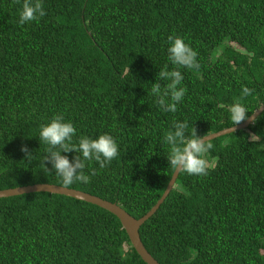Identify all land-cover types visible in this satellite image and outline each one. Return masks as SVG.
<instances>
[{
	"label": "trees",
	"instance_id": "16d2710c",
	"mask_svg": "<svg viewBox=\"0 0 264 264\" xmlns=\"http://www.w3.org/2000/svg\"><path fill=\"white\" fill-rule=\"evenodd\" d=\"M46 15L19 23L23 0H0V189L62 185L43 160L40 127L57 114L81 136L108 133L119 155L104 169L86 161L79 189L138 218L174 169L164 142L173 121L199 135L233 125L243 87L252 113L264 102V0H42ZM169 35L195 51L199 69L180 68L186 88L175 113L152 94L168 60ZM168 81H161L164 87ZM255 124L212 139L206 176L178 173L139 227L160 264H264V110ZM256 134V142L249 134ZM23 144L33 152L25 160ZM71 160L77 153H62ZM95 170V175L92 174ZM182 186L189 195L176 190ZM0 264H146L119 219L66 195L0 198Z\"/></svg>",
	"mask_w": 264,
	"mask_h": 264
},
{
	"label": "clouds",
	"instance_id": "9594fccd",
	"mask_svg": "<svg viewBox=\"0 0 264 264\" xmlns=\"http://www.w3.org/2000/svg\"><path fill=\"white\" fill-rule=\"evenodd\" d=\"M45 15L42 0H23L19 23L24 25L37 21ZM168 41V60L176 67L169 71L166 65L164 70H160L157 74V82L152 84L151 92L157 97V103L163 111L175 113L177 104L186 94V88L180 86L184 77L179 69L198 70L200 65L197 61V51L186 43L182 36L169 35ZM161 81H168V83L162 87ZM252 92V89L243 87L241 97L230 106V119L234 126L249 120L255 124L259 118L256 116L257 111L249 113L247 107L241 102ZM188 127L187 121H173L172 130L165 133L164 142L170 147L167 156L169 166L178 173L186 172L189 175L206 176L209 171L207 156L214 148L212 139L209 138L208 133L199 135L194 126L188 133ZM75 133L76 129L72 122H65L62 114L55 115L50 122L40 127L39 139L48 145L43 164L48 171L50 170L47 164H51L52 170L61 178L65 188L75 182L84 184L90 182V176L85 174L86 161L94 160L99 164L100 169H104L119 155L118 144L111 134L104 133L97 138L81 136L78 144H73ZM258 139L256 134H249V140L252 143ZM20 151L25 154V160H31L33 152L26 144L21 146ZM69 152H75L77 155L71 160L67 155H62V153ZM92 174H96L95 170ZM174 184L175 182L171 188ZM176 190L184 195L190 194L180 185H176Z\"/></svg>",
	"mask_w": 264,
	"mask_h": 264
},
{
	"label": "water",
	"instance_id": "95a60500",
	"mask_svg": "<svg viewBox=\"0 0 264 264\" xmlns=\"http://www.w3.org/2000/svg\"><path fill=\"white\" fill-rule=\"evenodd\" d=\"M263 110H264V102L259 107H257L252 113L257 111L256 116H258ZM250 124H251V120L242 122L239 125H235V126L232 125L230 127L223 128L219 131L209 133L210 135L209 138L214 139L216 137L237 131L239 129H245ZM177 176H178V172L174 170L161 196L157 199L154 205L145 214H143L138 218L129 214L124 208H122L116 202L109 201L107 199L101 198L97 195H93L79 189L70 188V187L65 188L62 185H57L53 183H34V184L0 189V198L19 195L23 193H31V192H49V193L66 195L78 200L86 201L94 205H97L109 211L119 219L121 226L125 230L131 245L146 264H160L148 252L143 242L141 241L139 235V227L144 223L146 219H148L158 209L160 204L164 201L166 196L169 194L170 190L173 188V187L171 188V186L175 182Z\"/></svg>",
	"mask_w": 264,
	"mask_h": 264
}]
</instances>
